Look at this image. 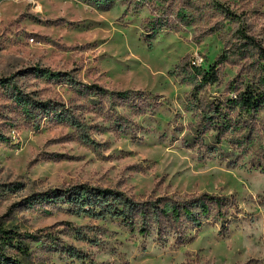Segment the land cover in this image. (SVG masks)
Returning a JSON list of instances; mask_svg holds the SVG:
<instances>
[{
  "label": "rangeland",
  "instance_id": "1",
  "mask_svg": "<svg viewBox=\"0 0 264 264\" xmlns=\"http://www.w3.org/2000/svg\"><path fill=\"white\" fill-rule=\"evenodd\" d=\"M248 91L264 98V0H0V226L26 250L8 256L264 264V99L247 111L235 97ZM84 184L140 201L209 194L229 212L141 236L76 214L62 194Z\"/></svg>",
  "mask_w": 264,
  "mask_h": 264
},
{
  "label": "trees",
  "instance_id": "2",
  "mask_svg": "<svg viewBox=\"0 0 264 264\" xmlns=\"http://www.w3.org/2000/svg\"><path fill=\"white\" fill-rule=\"evenodd\" d=\"M241 34L247 43L263 49L254 38L247 36L244 32ZM205 80H208V76ZM95 89L105 92V89L100 86H95ZM119 95L120 99H125V103L131 105V108L138 107L137 110L143 109L148 104L147 98L137 97L138 95L133 97L134 94L131 92L119 93ZM236 99L247 111H251L260 105L264 98L261 94L248 91L242 93L239 98L235 97ZM24 103L25 105L29 104V102ZM45 105L47 104L38 103L34 108L39 110ZM48 106L51 107V110L55 109V105ZM102 107L103 104L99 106V108ZM54 114L61 121H69L79 131L83 130L80 122L69 115L68 110L63 111L56 108ZM221 123L219 120L211 122L212 127L217 129L221 127ZM117 128L125 132V126L121 123L117 125ZM62 196L73 205L76 214L94 219L112 218L130 232L138 233L141 236H148L153 231L165 238L183 236L187 233L189 225L201 227V219H224L229 212L227 199L209 194H203L193 200H173L171 197H166L140 201L128 196L123 191L95 188L84 184L69 189ZM19 238V233L0 226L1 264H23L17 258H12L7 254L8 250L26 251L25 245ZM79 254L74 252L71 253V256L77 258L80 257Z\"/></svg>",
  "mask_w": 264,
  "mask_h": 264
}]
</instances>
